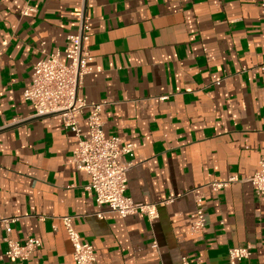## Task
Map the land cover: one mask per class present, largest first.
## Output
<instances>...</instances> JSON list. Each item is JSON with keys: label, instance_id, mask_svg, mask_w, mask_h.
Here are the masks:
<instances>
[{"label": "crops", "instance_id": "0c3cea01", "mask_svg": "<svg viewBox=\"0 0 264 264\" xmlns=\"http://www.w3.org/2000/svg\"><path fill=\"white\" fill-rule=\"evenodd\" d=\"M26 8L36 15L22 17ZM79 8L94 57L79 96L105 104V136L134 147L133 159L120 160L133 165L125 195L177 198L154 222L98 219L89 177L73 160L76 138L59 119L34 118L24 98L36 64L76 33ZM263 62L256 0H0V264H75L63 217L94 247L96 264H229V250L248 247L241 264H264V203L250 182L264 157ZM230 178L238 181L226 189L209 186ZM196 198L207 220L197 233ZM3 220H14L9 231ZM7 237L41 247L12 262Z\"/></svg>", "mask_w": 264, "mask_h": 264}, {"label": "built area", "instance_id": "2783aa9c", "mask_svg": "<svg viewBox=\"0 0 264 264\" xmlns=\"http://www.w3.org/2000/svg\"><path fill=\"white\" fill-rule=\"evenodd\" d=\"M261 9V23L264 28V0H256ZM36 15L34 8H26L22 17L30 18ZM77 31L68 37L64 50H57L46 59L40 60L34 69L30 87L25 91L24 98L34 109V118H52L61 120L64 128L71 132L77 140V149L73 160L76 168L89 177L87 190L94 192L98 208V219L106 214H117L121 218L143 215L150 222L159 218V209L168 208L177 199L171 194L166 200L157 204L134 202L127 197V173L132 168V162L121 164L123 156L134 157L132 144L123 145L118 138H107L101 119L105 104H89L79 96L84 77L93 72L94 57L90 51V33L92 24L87 18L84 8L75 12ZM264 75V62L258 68ZM214 85L220 86L222 80H215ZM90 111L87 116V130L83 131L80 117ZM236 178L214 181L209 186L214 191L228 188L237 182ZM256 194L264 203V157L261 159L258 171L250 180ZM194 211L191 215V230L203 232L206 228V205L202 198L194 200ZM102 208H106L104 211ZM44 221L43 217H40ZM14 220H3L9 231V225ZM67 236L73 247L75 264H96L95 249L82 241L79 233L72 225L71 217L61 218ZM4 257L12 262H26L32 254L41 247L39 240H28L20 244L7 237ZM157 247V244H154ZM252 248H235L229 250V264H241L250 259ZM182 264H189L186 258Z\"/></svg>", "mask_w": 264, "mask_h": 264}]
</instances>
